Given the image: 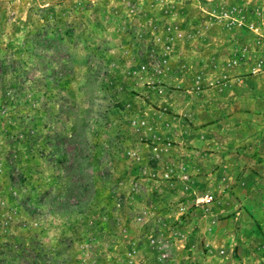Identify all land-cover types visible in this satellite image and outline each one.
<instances>
[{"label":"rangeland","instance_id":"374dc122","mask_svg":"<svg viewBox=\"0 0 264 264\" xmlns=\"http://www.w3.org/2000/svg\"><path fill=\"white\" fill-rule=\"evenodd\" d=\"M11 60L0 264H264V0H0Z\"/></svg>","mask_w":264,"mask_h":264},{"label":"trees","instance_id":"16d2710c","mask_svg":"<svg viewBox=\"0 0 264 264\" xmlns=\"http://www.w3.org/2000/svg\"><path fill=\"white\" fill-rule=\"evenodd\" d=\"M46 40L49 41L50 39L46 38ZM17 65L18 64L15 63V60H11L10 63L7 64L0 62V80L6 81L7 76H10L11 78L20 76V69Z\"/></svg>","mask_w":264,"mask_h":264}]
</instances>
